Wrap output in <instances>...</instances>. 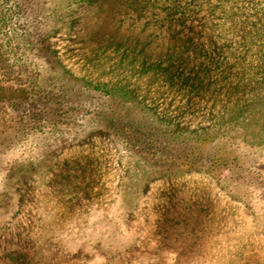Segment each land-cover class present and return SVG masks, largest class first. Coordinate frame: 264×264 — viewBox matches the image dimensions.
<instances>
[{"label":"rangeland","instance_id":"374dc122","mask_svg":"<svg viewBox=\"0 0 264 264\" xmlns=\"http://www.w3.org/2000/svg\"><path fill=\"white\" fill-rule=\"evenodd\" d=\"M0 264H264V0H0Z\"/></svg>","mask_w":264,"mask_h":264}]
</instances>
